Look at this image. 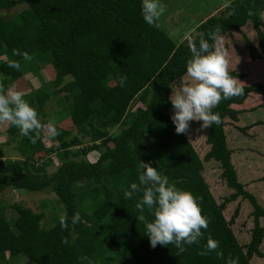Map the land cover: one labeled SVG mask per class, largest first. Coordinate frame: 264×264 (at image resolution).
Returning <instances> with one entry per match:
<instances>
[{
	"label": "trees",
	"instance_id": "1",
	"mask_svg": "<svg viewBox=\"0 0 264 264\" xmlns=\"http://www.w3.org/2000/svg\"><path fill=\"white\" fill-rule=\"evenodd\" d=\"M17 4L26 8L9 19L0 15V83L7 89L27 74L51 66L55 79L23 98L41 120L46 105L58 96L62 118L55 124L60 135L49 138L50 147L42 136L33 145L9 124L7 133L13 140L19 138L17 149L23 159L0 160V194L48 189L62 201L69 222L67 230H62L60 221L45 228L44 214L20 203L11 208L14 221L0 210V264L26 259L34 264H226L229 257L238 258V264H253L256 256L262 258L264 207L238 179L226 120L238 122L240 111L235 107L252 94L264 98V85H241L242 96L222 100L212 110L220 114L221 123L209 127L210 149L202 159L186 135L176 133L171 119L172 88L187 79L188 43L178 45L159 24L149 26L143 19L142 0H0V13ZM222 7L200 22L194 39L198 46L203 33L211 44L208 34L219 27L229 74L241 82L254 62L264 59V0H228ZM246 30L253 31L256 39H250ZM242 35L237 47L234 43ZM13 49L33 59L14 56ZM12 60L20 63V70L9 67ZM120 76L127 77L123 87ZM65 119H71L80 137L69 139L71 131L58 125ZM118 126L122 131L112 135L110 130ZM84 138L91 145L81 147ZM52 156L61 164L48 174L56 159ZM139 161L156 168L177 189L190 191L210 221L199 243L186 246L183 253L173 244L153 249L145 224L135 217L140 214L135 205L142 192L124 198L132 183L139 184ZM210 162L219 163L227 187L234 190L221 204L204 177ZM239 198L253 207L254 227L247 245L239 243L232 229L239 208L230 221L224 214ZM76 212L81 221L73 225ZM143 214L148 221L153 219L147 207ZM209 236L219 242L217 251L223 258L216 252L199 254Z\"/></svg>",
	"mask_w": 264,
	"mask_h": 264
},
{
	"label": "clouds",
	"instance_id": "2",
	"mask_svg": "<svg viewBox=\"0 0 264 264\" xmlns=\"http://www.w3.org/2000/svg\"><path fill=\"white\" fill-rule=\"evenodd\" d=\"M141 11L149 26L158 27L157 21L166 11V5L160 0H142ZM230 14L234 15V10ZM252 14L249 11V15ZM262 16L264 17V13ZM208 35L212 43L204 39V34L201 33L197 46L192 33H185L191 52V58L186 65L187 79H182L178 87L172 88L169 98L174 109L171 119L177 134H185L191 121L202 122V128H208L212 124L219 125L220 114L213 113L212 110L222 100L244 94L242 83L229 74L228 53L223 48L224 37L221 29L217 27ZM13 55H22L26 61L33 59L27 52L21 53L17 49H13ZM9 67L18 71L21 65L12 60ZM126 80V76L119 77L122 87ZM3 123L18 128L20 135L27 137L33 145L40 139L41 133H46L49 138L60 135L54 121L50 120L46 124L41 122L37 111L23 98L21 92L11 86L5 89L3 83H0V124ZM138 168L142 170L138 176L139 184L132 183L130 190L124 192V198L131 199L135 193L142 192V198L135 205L140 214L135 217L137 221L145 224V234L149 238L150 246L154 249L158 244H173L179 253H183L187 250L186 246L198 244L203 237L202 230H207L210 223L202 214L198 198L190 191L177 189L149 163L139 161ZM145 207L153 216L151 221L143 214ZM80 221V213L73 214L71 224L76 225ZM68 222L66 213L62 214V230H67ZM62 243L67 244V238H63ZM218 248L219 242L209 236L205 249L199 254L206 256L216 252L218 257L223 258V252L217 251ZM226 264H238V258L229 257Z\"/></svg>",
	"mask_w": 264,
	"mask_h": 264
},
{
	"label": "rangeland",
	"instance_id": "3",
	"mask_svg": "<svg viewBox=\"0 0 264 264\" xmlns=\"http://www.w3.org/2000/svg\"><path fill=\"white\" fill-rule=\"evenodd\" d=\"M226 1L228 0H160L161 3L166 5V11L157 22L162 27L163 31H165L178 45L180 43H188V40L185 39V33L191 32L194 39L197 35L196 28L200 22H204L215 14L220 13ZM170 7L172 8L171 12L169 11ZM25 8V5L17 4L10 10L2 11L0 15L5 19H9L22 12ZM217 9L219 10L217 11ZM245 33H247L250 39H256L254 37L256 34L253 33V31L246 30ZM242 38L243 35L238 36L237 42L234 43L237 47ZM252 67L247 78L241 81L242 85H251L253 83L264 85V59L255 61ZM54 79L55 72L51 66L41 67V71L38 70L37 73L27 74L19 81H16L11 87L25 96L40 89L43 84L51 83ZM58 99V96H53L46 105L44 108L45 116L41 119L42 123L46 124L51 120L57 124L62 118V113H59L62 112V107L58 104ZM235 108L240 111L239 121L234 122L230 119L226 120L227 142L231 152V159L239 181L245 185L247 191L255 195L258 202L264 207V98L252 94L242 106ZM64 118H66V116ZM58 125L63 129L71 131V137L69 139L81 136L71 123V119H65ZM201 125L202 122H189V129L185 135L198 152L199 156L203 159L210 149L206 142L209 127L202 128ZM8 128V123L0 124V160L23 159L17 149L19 138L13 140L7 133ZM122 129L123 127L118 126L110 131L112 135H118ZM41 136L44 137V142L47 147L53 145L46 133H41ZM87 145H91L88 138L83 140V146L81 147ZM73 149L77 150L79 147ZM53 157L56 158V156H52V158ZM82 158L83 157H79V160ZM91 159L93 160L94 158L91 156ZM53 161L54 162H52L47 169L48 174L57 171L61 164L60 160L57 158L53 159ZM206 165L207 168H205L204 174L205 180L210 186L216 201L221 204L234 193V190L227 187L226 181L221 176L219 163L210 162L206 163ZM18 203L32 209L35 213H43L42 226L45 228H51L56 225L60 221V216L64 214L65 210L62 201L48 189L41 192H27L21 190L7 191L0 194V210L3 211L9 220L14 221L17 219V217L12 216L13 212L11 208L14 204ZM237 208H239V216L234 221L232 229L239 243L247 245L250 242L251 230L254 227V217L252 215L253 207L249 201L242 200L241 198L230 203L224 211L228 221L231 220ZM260 222L264 228V218L260 219ZM260 251L263 253V257L259 258L256 256L253 264H264V239ZM26 260L29 261L28 259ZM27 261L21 262L19 260L18 263L34 264L31 261Z\"/></svg>",
	"mask_w": 264,
	"mask_h": 264
}]
</instances>
